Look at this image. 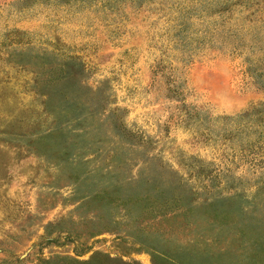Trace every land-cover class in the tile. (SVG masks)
<instances>
[{
  "label": "rangeland",
  "instance_id": "374dc122",
  "mask_svg": "<svg viewBox=\"0 0 264 264\" xmlns=\"http://www.w3.org/2000/svg\"><path fill=\"white\" fill-rule=\"evenodd\" d=\"M263 154L264 0H0V264H252Z\"/></svg>",
  "mask_w": 264,
  "mask_h": 264
},
{
  "label": "trees",
  "instance_id": "16d2710c",
  "mask_svg": "<svg viewBox=\"0 0 264 264\" xmlns=\"http://www.w3.org/2000/svg\"><path fill=\"white\" fill-rule=\"evenodd\" d=\"M73 104H77L74 100H71ZM78 115V113H74L71 112V119H78L76 116ZM250 166L254 169L255 167H260L262 170H264V154L261 157L258 156H251L250 159L248 160ZM259 186H258V190H264V179H262L259 182ZM99 196L98 193H93V197H97ZM92 197V198H93ZM137 199V196H135L134 198H131L130 196H127L125 199H121L119 200L120 203H129V202H134ZM145 202L147 203L148 201H152V198H148L145 197ZM259 203V202H258ZM262 204H264V198H262ZM162 205V204H161ZM150 207L149 211L152 212L153 214H156L158 216H162L168 212H166L165 210V206H157V205H148ZM262 214V213H261ZM221 219H223V221H227L228 217L226 214H223V216L221 217ZM255 221L257 222V225H254L252 227L259 229L260 231H262V233L260 232H256V233H252L250 236H248V238L246 239V241L249 242V240H252L250 242V246L251 248L254 250V255L256 256L255 258H253V263L252 264H264V215L261 219H255ZM261 227V228H260ZM238 233L241 235H243V231L241 228H238ZM165 259V260H164ZM179 257H171V256H167L164 254V257L161 259L163 260V263L165 264H184V262L181 263V261L179 260ZM68 264H128L124 261L121 260H117V259H113L108 257L105 254L102 253H96L94 254L91 258L86 259V260H76L75 258H69Z\"/></svg>",
  "mask_w": 264,
  "mask_h": 264
}]
</instances>
